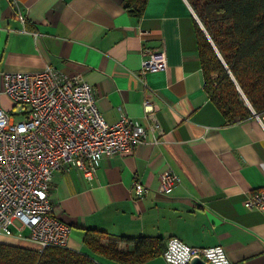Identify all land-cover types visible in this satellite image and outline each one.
<instances>
[{
	"label": "crops",
	"instance_id": "crops-1",
	"mask_svg": "<svg viewBox=\"0 0 264 264\" xmlns=\"http://www.w3.org/2000/svg\"><path fill=\"white\" fill-rule=\"evenodd\" d=\"M199 20L189 0H147L139 16L122 0H0L1 69L38 72L50 64L81 74L107 122L127 114L147 130L134 151L103 158L92 181L77 168L54 173V212L72 228L67 247L102 264H132L93 252L87 229L161 236L165 245L177 236L192 246L222 245L234 264H264V211L244 205L264 187V113L262 121L256 114L228 121L211 100ZM144 48L164 50L167 69L141 75ZM147 94L161 131L151 128ZM165 170L179 176L169 194L159 191ZM136 177L150 187L146 197L135 195ZM139 264L169 263L162 253Z\"/></svg>",
	"mask_w": 264,
	"mask_h": 264
},
{
	"label": "built area",
	"instance_id": "built-area-1",
	"mask_svg": "<svg viewBox=\"0 0 264 264\" xmlns=\"http://www.w3.org/2000/svg\"><path fill=\"white\" fill-rule=\"evenodd\" d=\"M143 52L141 75L167 69L164 50ZM4 97L9 106L2 104ZM143 104L153 118L152 130L161 131L150 95ZM146 139L145 126L127 114L107 122L93 85L81 74L68 75L50 64L38 72L0 68V236L35 242L39 251L67 247L72 228L54 212V173L77 168L92 181L103 158L132 152ZM178 181L175 171H163L159 191L171 193ZM132 189L139 198L150 191L138 177ZM244 205L264 211V187L247 196ZM163 256L169 264H190L195 257L207 264H234L222 245L192 246L177 236L168 239Z\"/></svg>",
	"mask_w": 264,
	"mask_h": 264
},
{
	"label": "trees",
	"instance_id": "trees-1",
	"mask_svg": "<svg viewBox=\"0 0 264 264\" xmlns=\"http://www.w3.org/2000/svg\"><path fill=\"white\" fill-rule=\"evenodd\" d=\"M132 15H141L147 0H122ZM196 21L205 87L228 121L264 113V0H189ZM85 244L107 258L139 264L166 248L161 236L104 235L87 229ZM131 247L120 249V242ZM0 264H102L69 247H33L0 241Z\"/></svg>",
	"mask_w": 264,
	"mask_h": 264
},
{
	"label": "rangeland",
	"instance_id": "rangeland-1",
	"mask_svg": "<svg viewBox=\"0 0 264 264\" xmlns=\"http://www.w3.org/2000/svg\"><path fill=\"white\" fill-rule=\"evenodd\" d=\"M5 104L6 106H9V103H8V101L6 100V99H4V100H2V104ZM12 231L14 232V233H17V231H18V229H17V227L16 226H14V225H12ZM23 233H24V235H27V234H29V229L28 228H25L24 230H23ZM4 239V238H6L5 236H0V239Z\"/></svg>",
	"mask_w": 264,
	"mask_h": 264
},
{
	"label": "water",
	"instance_id": "water-1",
	"mask_svg": "<svg viewBox=\"0 0 264 264\" xmlns=\"http://www.w3.org/2000/svg\"><path fill=\"white\" fill-rule=\"evenodd\" d=\"M200 21V20H199ZM200 25L202 27V29L206 32L204 25L202 24V22L200 21ZM190 264H207L205 260H203L200 257H195L191 260Z\"/></svg>",
	"mask_w": 264,
	"mask_h": 264
}]
</instances>
